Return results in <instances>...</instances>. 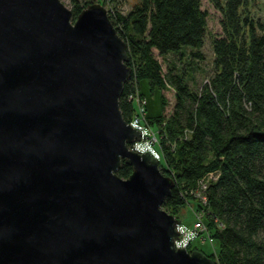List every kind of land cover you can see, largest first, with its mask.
<instances>
[{
  "label": "water",
  "instance_id": "1",
  "mask_svg": "<svg viewBox=\"0 0 264 264\" xmlns=\"http://www.w3.org/2000/svg\"><path fill=\"white\" fill-rule=\"evenodd\" d=\"M73 15L0 0V264H214L175 247L176 182L131 150L127 43L102 4Z\"/></svg>",
  "mask_w": 264,
  "mask_h": 264
},
{
  "label": "trees",
  "instance_id": "2",
  "mask_svg": "<svg viewBox=\"0 0 264 264\" xmlns=\"http://www.w3.org/2000/svg\"><path fill=\"white\" fill-rule=\"evenodd\" d=\"M210 1L222 13L223 34L213 40L215 73L196 90L187 76L203 59L208 34L202 0H139L127 14L113 7L123 0H102L133 69L120 107L130 123L138 97L159 98L157 111L147 100L143 123L156 133L162 173L176 182L163 208L180 220L195 203L206 227L197 240L211 241L214 264H264V16H254L255 0ZM91 3L72 0L74 16ZM160 57L170 60L167 73ZM170 89L176 104L167 115ZM132 172L124 164L119 176ZM195 241L189 252L203 251Z\"/></svg>",
  "mask_w": 264,
  "mask_h": 264
},
{
  "label": "rangeland",
  "instance_id": "3",
  "mask_svg": "<svg viewBox=\"0 0 264 264\" xmlns=\"http://www.w3.org/2000/svg\"><path fill=\"white\" fill-rule=\"evenodd\" d=\"M81 1L100 3L103 5L102 0H81ZM62 2L66 5L68 9L72 11L73 9L72 0H62ZM138 2L139 0H123V2H121L120 4L113 5V7L116 6L123 14H127L132 10L134 5ZM106 9L108 10L107 7ZM202 9L208 14V27H207L208 34L204 47L201 49L203 59L195 61L197 63L195 65L198 66L196 67L194 72H190L191 75L190 73H188L187 76L190 85L192 86L193 89L196 90L201 89L203 83H205L208 79H210L215 73V67L213 63L214 62L213 40L216 37H220L223 34V29L221 24L222 13L215 8L214 4L210 0H202ZM263 9H264V0H255L253 3L252 12L256 18L258 17L263 18L264 16ZM76 19L77 17L74 16L73 21L75 22ZM172 58L173 57L170 56L168 59H172ZM168 59L164 60L161 57L159 58L160 62L163 65L165 73L169 71L170 60ZM177 65L179 66L180 69L185 66L183 63H180L179 61H177ZM165 95L169 101V104L166 108V114L170 115L173 112L176 104L175 91L173 89H170L169 91L165 92ZM151 99L154 100L155 105L158 106L159 98L151 94ZM195 207H196L195 203H191L190 205H187L185 208H183L180 214V221L189 227H193L197 221L198 216L194 210ZM194 245L199 247V249L203 250L201 252H203L206 256L210 255L215 250L213 244L209 240H207L206 242H203L202 240H197L195 241ZM215 246H217L216 243Z\"/></svg>",
  "mask_w": 264,
  "mask_h": 264
},
{
  "label": "built area",
  "instance_id": "4",
  "mask_svg": "<svg viewBox=\"0 0 264 264\" xmlns=\"http://www.w3.org/2000/svg\"><path fill=\"white\" fill-rule=\"evenodd\" d=\"M137 101L140 104V108H141L140 113L133 121L130 122V124L134 128L141 131L142 140L139 142H135L131 148L132 150L141 154L150 152L159 161H161V154L158 152V150L155 147V143L157 142L156 133L153 130H151V128H149L146 124L143 123L147 115V111H146L147 100L146 99L141 100L138 97ZM177 229L179 231V238L175 240V247L177 249H186L189 251L191 244L202 236L203 232H205L206 230V227L203 223V220L200 219L194 224L193 227H189L183 223H180Z\"/></svg>",
  "mask_w": 264,
  "mask_h": 264
},
{
  "label": "crops",
  "instance_id": "5",
  "mask_svg": "<svg viewBox=\"0 0 264 264\" xmlns=\"http://www.w3.org/2000/svg\"><path fill=\"white\" fill-rule=\"evenodd\" d=\"M147 93V92H146ZM147 98V97H146ZM149 101V107L152 108L154 111H157V105H155L154 100L151 99V97H148L147 99Z\"/></svg>",
  "mask_w": 264,
  "mask_h": 264
}]
</instances>
